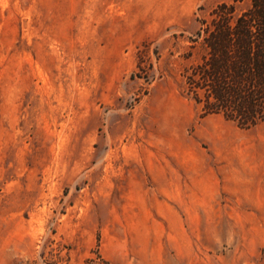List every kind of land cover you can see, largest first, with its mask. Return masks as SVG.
<instances>
[{
  "label": "rangeland",
  "instance_id": "rangeland-1",
  "mask_svg": "<svg viewBox=\"0 0 264 264\" xmlns=\"http://www.w3.org/2000/svg\"><path fill=\"white\" fill-rule=\"evenodd\" d=\"M223 2L0 0V264H264V123L186 94Z\"/></svg>",
  "mask_w": 264,
  "mask_h": 264
},
{
  "label": "trees",
  "instance_id": "trees-1",
  "mask_svg": "<svg viewBox=\"0 0 264 264\" xmlns=\"http://www.w3.org/2000/svg\"><path fill=\"white\" fill-rule=\"evenodd\" d=\"M238 2L220 3L198 22L185 85L201 117L217 114L250 129L264 123V0L237 12Z\"/></svg>",
  "mask_w": 264,
  "mask_h": 264
},
{
  "label": "crops",
  "instance_id": "crops-1",
  "mask_svg": "<svg viewBox=\"0 0 264 264\" xmlns=\"http://www.w3.org/2000/svg\"><path fill=\"white\" fill-rule=\"evenodd\" d=\"M210 115L217 116V117H221V119H223L224 121H227L221 115H217V114H210ZM227 122H231V121H227ZM257 126H255V127H257ZM252 128H254V127H252ZM244 130H248V129H244ZM221 139H222L223 143H224L225 140H226V143H228V140L226 139V137L222 136ZM236 164L238 165V162H235V167H236ZM251 164L254 165L257 168H262V166L264 165V158L256 159L255 162H251ZM233 174H234L233 180H235V181H241L242 178L240 177V175H238L236 173H233ZM224 191L226 192V194H228L227 196L233 197L234 199L237 198V195H236V193L234 191H231V190L230 191L229 190H224Z\"/></svg>",
  "mask_w": 264,
  "mask_h": 264
}]
</instances>
